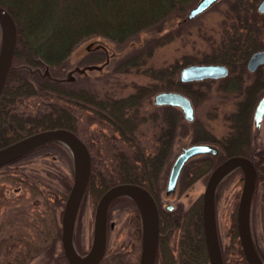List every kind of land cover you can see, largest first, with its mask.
<instances>
[{
  "label": "trees",
  "instance_id": "1",
  "mask_svg": "<svg viewBox=\"0 0 264 264\" xmlns=\"http://www.w3.org/2000/svg\"><path fill=\"white\" fill-rule=\"evenodd\" d=\"M195 1L0 0V4L12 13L18 27L17 47L12 67L0 94V146L46 128L67 127L77 132V117L72 109L74 106L91 107L90 109L94 113L110 122L125 140H131L133 136L130 134L138 130L140 125L149 119L155 120L159 116L153 112L152 116H148V114L139 111L141 99L156 92L154 90H159L160 86L157 82L136 85L129 94H100L83 87L68 86L66 81L54 80L48 76L42 77L37 74V71L32 75L30 68H41L43 65H47L50 69L60 67L77 45L91 37L124 43L140 31L153 27L169 16L186 10ZM257 1L250 0V3L246 4L241 3V0H236L234 4L229 5L230 8L225 10L226 17L232 19L228 25L229 29H224L221 42L214 46V54L206 55L201 61L216 62L220 60L219 55H221L223 62L228 65L233 64L236 69V66L243 67L245 65L254 49L262 47V29L259 26L261 24L257 22V17L260 15L257 11ZM164 36L165 39H172L174 33L169 32ZM152 48L150 46L145 50L136 51L127 59L124 58L121 61V68L124 70H127L129 66L139 68V65L146 60L143 57L149 56ZM105 50L107 49L105 48ZM16 60L20 61L18 65L15 64ZM182 60L181 63L153 68L149 74L159 83L165 81L162 85L163 88H177L188 95L195 104L207 95V90L201 88L200 85L212 83L210 80L214 79L182 81L179 76H175L177 69L181 67L182 63L188 64L193 61L188 56H184ZM86 71L82 73H86ZM258 72L255 79L248 83L244 81V78L242 79L241 72L238 74V79L228 76L218 82V90L230 91L235 94L238 92L242 96L239 102L235 103V108L229 115L231 130L221 138H216L213 134L209 136L205 130L195 133L196 141L202 139L218 144L220 153L201 154L189 159L188 164L186 163L187 165L185 164L181 170L180 184L184 178L190 182L210 172L223 157L229 154H243L254 160L257 168V187L259 185L264 189V149L255 148L249 136L250 130L244 124L247 117L252 116L253 109L263 93L264 71L260 69ZM35 75H38L37 78ZM238 81L239 83L236 85ZM42 91L48 92L47 94L54 98L67 100L68 105L48 102L47 107L41 112L26 116L17 114L14 106L15 101L26 96L37 95ZM176 109V106H164L160 116L161 130L156 139L155 152L150 155L145 154L139 144L135 145V158L130 157L125 151L117 152L116 173L119 181H132L144 185L153 193L157 203L162 165L176 135L181 116L180 111ZM45 145H51L58 149L61 147L64 152L69 151L64 144L57 141L49 142L43 146L45 147ZM96 170L98 169H95L92 164L86 191L99 199L101 194L113 184L111 183L113 180H107L109 178L106 175ZM59 196L63 199L66 195L60 194ZM117 199L125 202L128 200L132 204L138 224L136 235L140 246L141 221L138 209L127 196ZM117 199L114 201H118ZM236 210L232 213L230 238L232 243L237 244V248H233V250L235 252L237 250L238 262L241 260L248 264L237 230ZM159 214L160 233L156 263L209 264L202 226V196L195 200L188 210H168L159 207ZM176 230L179 231L180 236L175 254L170 238ZM223 251L224 249L222 253L226 260L228 249Z\"/></svg>",
  "mask_w": 264,
  "mask_h": 264
},
{
  "label": "rangeland",
  "instance_id": "2",
  "mask_svg": "<svg viewBox=\"0 0 264 264\" xmlns=\"http://www.w3.org/2000/svg\"><path fill=\"white\" fill-rule=\"evenodd\" d=\"M197 1L188 6L186 10L173 14L155 26L140 31L136 36L124 43L104 40L99 37L88 38L77 45L69 58L60 67L50 69L47 65H43L40 71L44 72L48 68L54 76L61 78L69 76L70 78H66L68 80H65L68 86L83 87L100 94H129L135 89L136 85L153 84V82H157L160 86L159 90H154L156 92L157 90H178L177 88H163L164 86L162 85L165 81L164 83H159L149 73L153 68H162L169 64L181 63L184 56L190 57L193 61L188 64H181L175 75L179 76V78L182 67L192 63H225L221 55H219L220 60L216 62L201 61V59L206 55L209 56L210 53L214 54V46L221 42L224 29H229L228 25L232 19L226 17L227 12L225 10L230 8L236 0H218L195 17L189 18L188 13ZM259 1H257V11L260 15L257 17V22L261 24L259 26L262 29V47L258 49H264V12L258 10ZM242 2L248 4L250 0H241ZM169 32L174 33L173 38L165 39L164 35ZM150 46L153 47L150 55L143 57L146 60L139 65V68L135 66H129L127 70L121 68V61L124 58L127 59L129 55L135 54L136 51L145 50ZM258 49H254L250 55ZM247 61L243 67L241 65L240 67L236 66V69H234L235 66L233 67V64H229L227 75L210 80L212 83L200 85L201 88L203 87L207 90V95L203 100L194 104L193 120L186 119L183 116L181 108L176 106V110L180 111L181 116L176 135L173 138L166 160L162 165L158 193L160 208L166 209L167 204H172L173 210H188L191 204L202 196L207 178L212 169L193 181L187 182L186 178L182 179V186L180 184V177L176 191L167 195L165 191L169 172L176 156L183 147L197 142H209L217 145L213 143L214 141L202 139L196 141L194 135L197 131L200 133V131L205 130L209 136L213 134L216 138H221L231 130L229 115L235 108V103L239 97L236 96L237 92L235 94L230 91H220L217 86L218 82L225 77L233 76L238 79L240 72L242 73H240L242 79L244 78L246 83L253 81L257 73H259L258 71L260 69L263 70V67L260 66L256 70H249L247 68ZM19 63L20 61L16 60L15 64L18 65ZM237 63L239 64L238 61ZM89 64H95L98 67L89 69L86 73L76 70L77 67L83 68ZM31 73L33 75L36 72ZM37 74L41 75L38 71ZM35 76L37 78L38 75ZM41 76L44 77V75ZM207 79L211 78L203 80ZM238 83L239 81L236 82V85ZM262 92L264 94V89ZM47 93L42 91L37 95L26 96L15 101L14 106L17 114L26 116L27 114L41 112L47 107L48 102L68 105L67 100L54 98ZM154 93L147 95L145 99H141L139 111L148 114V116H152V112L159 114V116L155 120L149 119L140 125L138 130L130 134L133 136L131 140H125L110 122L94 113L90 109L91 107L74 106L72 108L73 113L75 112L74 115L77 117V133L88 144L92 156V164L95 169H98L96 170L97 172L100 171V173L109 178L107 180H113L111 181L113 184L121 182L116 173L117 152L119 150L125 151L133 158H135V145L137 144L143 148L145 154L150 155L155 152L156 139L161 130L159 123L160 116L164 107L154 104ZM254 128L253 144L255 148L264 149V118L261 126ZM69 152H64L61 147L58 149L51 145H45V147L35 149L32 153L14 163L0 168V200L9 199L8 203L13 205L16 204L14 199L23 202V204L17 205L20 207H13L15 209L13 212L9 211L10 208H6V212L4 211L3 214L17 213L19 218L26 220L24 224L27 223V228L25 226L19 227L20 232L17 233L16 237L11 239L9 243L10 247L2 244L0 249V264L48 263V256L40 248L45 233L44 226H47L45 224L47 214H45L42 207L44 206L42 199L49 197L45 200L53 204L54 200H49L50 197L54 198L57 194H65V198H63L65 200L61 199L62 202L59 204L60 212L63 210L73 181V161ZM7 173H18L19 177L25 178L30 183L28 186L33 185L37 190L33 188L34 192L27 188L26 194L30 195L27 198L20 195H15L17 198L5 195L8 192L13 195L12 186L19 184L17 181V183L8 185L9 181L3 177V174ZM242 184L243 173L241 170H235L223 179L216 191L215 212L219 241L222 250L228 249L226 260L224 258V264H245L241 260L238 262L237 250L236 252L233 250V248H237V244L232 243L230 238L232 213L238 205ZM10 187L11 190L9 191L8 188ZM98 200V198L93 197L86 191L79 207L76 219L77 237L75 236L74 240H76L77 247L82 252L88 251L91 245L94 214ZM2 202L0 201L1 204ZM3 205L0 208L4 209ZM19 218L17 220L20 221ZM1 219H5V217H1ZM16 224L20 225L18 221ZM251 226L253 239L258 249L264 255V189L259 185L254 196V203L252 204ZM137 227L138 224L132 204L128 200L126 202L124 200L113 201L108 213L107 248L99 264H138L141 252V239L139 246V239H137L136 235ZM179 236L180 233L176 230L170 238L171 247L175 254L177 253ZM17 239H21L20 243L22 244H18ZM11 242L15 243L11 244ZM27 242V246L24 247V244ZM29 252L30 254L27 257Z\"/></svg>",
  "mask_w": 264,
  "mask_h": 264
},
{
  "label": "water",
  "instance_id": "3",
  "mask_svg": "<svg viewBox=\"0 0 264 264\" xmlns=\"http://www.w3.org/2000/svg\"><path fill=\"white\" fill-rule=\"evenodd\" d=\"M218 0H198L188 13L193 18ZM258 10L264 12V0L258 3ZM0 94L6 83L9 70L12 67L17 47L18 27L12 13L0 4ZM262 66L264 70V49L255 50L247 61L249 70ZM97 65L77 67L78 72L94 69ZM40 67L30 68L31 72L38 71L41 75L54 80L65 81L68 77H56L48 68L44 72ZM229 67L225 63H192L182 67V81L203 80L205 78H220L227 75ZM156 105H173L181 108L183 116L188 120L194 119V103L185 93L178 90H161L153 96ZM264 116V94L257 102L254 120L259 125ZM52 141L64 144L72 156L73 181L68 192L62 213V245L66 258L71 264H99L107 248V224L111 203L119 197L127 196L136 205L141 221V252L139 264H155L160 233L159 206L153 193L144 185L125 181L111 185L100 196L94 214L93 236L89 250L81 254L74 242V230L77 214L85 196L91 173L92 156L88 144L79 134L67 127L42 129L0 147V166L13 161L34 149ZM219 154L217 145L209 142L190 144L176 156L166 185L168 195L176 191L178 179L184 164L198 154ZM236 169L243 173V184L236 210V223L241 247L248 264H264L252 235L251 209L257 186V168L253 159L243 154L229 155L220 161L209 173L202 194V226L206 243L209 264H224L221 244L218 236L215 199L216 191L222 180ZM172 209V205L168 206Z\"/></svg>",
  "mask_w": 264,
  "mask_h": 264
},
{
  "label": "flooded vegetation",
  "instance_id": "4",
  "mask_svg": "<svg viewBox=\"0 0 264 264\" xmlns=\"http://www.w3.org/2000/svg\"><path fill=\"white\" fill-rule=\"evenodd\" d=\"M225 64H227V63H225ZM227 66H228V64H227ZM236 96L239 97V99L236 101V104H237L239 102V100L242 98V96L238 92H237ZM157 106L164 107V106H168V104H166V105H157ZM169 106H173V105H169ZM254 110H255V107L253 109L252 116L251 117H247L248 119L244 121L245 126H248V128L250 130L251 134L249 136L251 137V143L252 144H253V139H254V129H255L254 127H260L261 123H262V121H261V123L259 125H257L255 123L254 115H253ZM263 118H264V116H263ZM239 124L241 125V123H239ZM218 147H220V146L218 145ZM32 152L33 151H31V152H29V153H27V154L15 159V160H13V161H10V162H8L6 164H3V165L0 166V168L3 167V166H7L9 164H12L15 161L27 156L28 154H30ZM19 176L20 175L18 173L3 174L4 179H7V181H9L8 185L13 184V183H17V181L19 183L18 185L15 184L14 186H12L13 191H14V193H12L13 195H11L9 192L6 193L5 195L12 196V197L15 196V195H20V196L25 197V198L30 197V195L28 196L26 194L27 193V188H28V190H33V188L35 186H33V185L32 186L30 185L31 187L28 186L30 183L27 182V180L25 178H22V177H19ZM13 181H16V182H13ZM34 189H36V188H34ZM8 190L10 191L11 187L8 188ZM15 197L17 198V196H15ZM45 199H42V203L44 201V206H42V207L44 208L45 214H47L46 215V220H45V224L47 226H44L45 233H44V237L42 238V242L40 244V248L48 256V263H46V264H71L68 261V259L66 258V256H65V253H64V250H63V245H62V213H63V210L60 212L59 204L62 202V200H65V199H62V197L59 196L58 194L54 198L50 197L49 200H51V201L54 200L53 204L48 202V201H46ZM0 201L4 202V203L2 202V204L0 203V207H2V205L4 204L3 206H4V209H5L4 210V209L0 208V249H1L2 244L7 245L8 247H10L9 243H10L11 239L16 237L17 233L20 232L19 227L22 228V226H25L27 228V225H26L27 223L24 224L26 220L19 218V215H17V213L3 214L4 211L6 212V208L7 209L10 208L9 211L13 212L15 210L13 207H20V206H17V205L23 204V202L21 200L17 201V200L14 199V201L16 202V204H15L16 206L11 204V203H8L9 199L8 200L3 199V200H0ZM169 205L170 204H167L166 208H168ZM1 217H5V219H1ZM18 218L20 219V221L17 220ZM17 221L20 223V225L16 224ZM76 226H77V224L75 223L74 239H75V236L77 237ZM107 227H108V224H107ZM21 241H22L21 239H17V243L18 244H22V243H20ZM74 242H75V245L77 247L76 240H74ZM12 243H15V242H11V244ZM27 244H28V242L24 244V247H26ZM255 245H256V243H255ZM256 247H257V245H256ZM77 249L79 250V247H77ZM79 252L81 254H85L87 251L86 252H82V251L79 250ZM259 252L261 253L260 250H259ZM29 254H30V252L27 254V257H28ZM50 254H51V256H50ZM261 255L264 258V255L262 253H261ZM25 256H26V254H25ZM49 261H50V263H49Z\"/></svg>",
  "mask_w": 264,
  "mask_h": 264
}]
</instances>
